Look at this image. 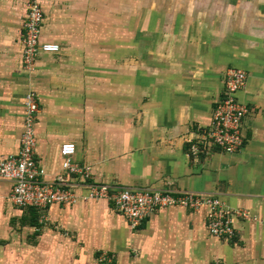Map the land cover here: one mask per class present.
Returning a JSON list of instances; mask_svg holds the SVG:
<instances>
[{
  "label": "crops",
  "instance_id": "obj_1",
  "mask_svg": "<svg viewBox=\"0 0 264 264\" xmlns=\"http://www.w3.org/2000/svg\"><path fill=\"white\" fill-rule=\"evenodd\" d=\"M174 1L40 0L42 40L61 50L41 54L27 77L26 1L0 0V161L19 153L23 98L32 91L46 181L67 177L60 146L68 142L98 182L218 196L249 218L235 217L234 238L221 239L207 229V207H168L132 230L106 199L16 208L12 183L0 180V264H97L100 251L113 264H264V4L251 11V0ZM120 13L126 41L102 54L103 20ZM183 13L193 19L186 27L169 24ZM86 30L95 35L88 44ZM229 68L248 73L237 94L250 108L238 154L205 140Z\"/></svg>",
  "mask_w": 264,
  "mask_h": 264
},
{
  "label": "built area",
  "instance_id": "obj_2",
  "mask_svg": "<svg viewBox=\"0 0 264 264\" xmlns=\"http://www.w3.org/2000/svg\"><path fill=\"white\" fill-rule=\"evenodd\" d=\"M26 1V18L23 24V65L28 71L35 69L41 54H57V43L42 40L43 10L40 0ZM248 73L242 69L229 68L220 102H218L211 126L205 134L208 146L218 148L225 154H238L243 139L241 128L250 108L239 102L237 94L247 87ZM24 118L17 156L0 161V180L12 183L10 200L16 208L32 207L45 211L50 205L74 204L79 200L106 199L127 221L132 230L139 228L144 220L159 209L184 207L199 210L207 207V229L217 237L234 238L233 219L249 218L244 209L228 207L218 196H203L193 191H156L129 189L120 185L98 182L92 168L73 159L76 148L73 143L60 146L61 168L67 177L58 175L46 181L44 170L35 158V123L40 107L37 96L29 91L23 98ZM194 147V153L197 152ZM84 189V191H81Z\"/></svg>",
  "mask_w": 264,
  "mask_h": 264
},
{
  "label": "rangeland",
  "instance_id": "obj_3",
  "mask_svg": "<svg viewBox=\"0 0 264 264\" xmlns=\"http://www.w3.org/2000/svg\"><path fill=\"white\" fill-rule=\"evenodd\" d=\"M227 1L230 2V5H236V7H237V4H236L237 0L235 2H231V0H222V3H224V5H226ZM246 1L248 2L249 0H246ZM257 2H261L262 4H264V0H257V1L256 0H251L252 4L251 3H247L246 9H248V6L251 5V8L249 10L253 11V8H254L253 5H254V3H257ZM174 3L175 4H179V5H177V7H179V8L182 7L185 4V2L183 0H181V2H178V0H176V1H174ZM169 4L170 3H168V5ZM211 4H213V3H211ZM119 9H121V4L119 6ZM235 11H236V9H235ZM123 14L124 13H122V14L120 13L119 14L120 16L118 18L114 17V18H107V19L103 20V23H102L103 24V29H102L103 32H102V37H101V39H102L101 42L103 44L102 54L108 53V51L104 50V49H108V47H106V46H108V44L111 43V42H115L116 41L118 44L125 43V41H126V37H125L126 34L125 33H126V30H129V28H127V22H126L127 19L123 16ZM185 15L186 14L183 13V18L182 19H181V17H178V16H177V18H173L172 17L171 19H169V24L172 23L173 26L174 25L178 26L177 22H179L180 24H182V26L186 27V25H188L187 23H190V21L193 20V19L191 18V16H185ZM251 18L252 17L247 16V21L249 19L251 20ZM88 22H89V20H87V25H88ZM152 22H153V20H152ZM140 25H141L140 19L139 20L138 19L133 20L134 30H137L136 28H138V27L140 28ZM109 30H115V31H113L110 34ZM90 33H93V30H91V31L86 30V32L84 31V34L87 37V42L85 44H88V42H93L94 41L95 35L93 37H90V36L87 35V34H90ZM112 36H113V38H112ZM91 52L93 53L94 51H91ZM96 54L101 55V52H97ZM59 57L60 56H58V58ZM23 69H24V72L28 73V74H26L27 77H28V76L32 75L34 73V71L37 69V64H36L35 69L33 71H28L24 67V65H23ZM39 217L40 218L42 217V219H45L44 216H43V213H41L39 215ZM219 238L227 239V238H222V237H219ZM229 239H232V238H229ZM112 255L113 254H108V253H105L104 251H100V252H98L95 255L96 258H95L94 262L97 263V264H113V262H114L113 259L114 258H113Z\"/></svg>",
  "mask_w": 264,
  "mask_h": 264
}]
</instances>
